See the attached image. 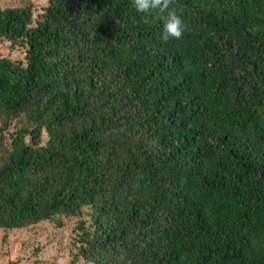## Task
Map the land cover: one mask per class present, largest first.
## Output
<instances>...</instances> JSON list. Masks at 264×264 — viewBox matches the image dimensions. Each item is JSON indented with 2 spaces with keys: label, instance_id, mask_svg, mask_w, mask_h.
I'll return each mask as SVG.
<instances>
[{
  "label": "trees",
  "instance_id": "1",
  "mask_svg": "<svg viewBox=\"0 0 264 264\" xmlns=\"http://www.w3.org/2000/svg\"><path fill=\"white\" fill-rule=\"evenodd\" d=\"M41 5L0 0L1 239L68 218L70 264H264V0H175L167 41L132 0Z\"/></svg>",
  "mask_w": 264,
  "mask_h": 264
},
{
  "label": "rangeland",
  "instance_id": "2",
  "mask_svg": "<svg viewBox=\"0 0 264 264\" xmlns=\"http://www.w3.org/2000/svg\"><path fill=\"white\" fill-rule=\"evenodd\" d=\"M7 1L9 0H1L2 3ZM33 1L38 8L36 11L40 12L41 4L46 0ZM2 44L4 46L0 45V54L8 55L11 58L20 56L21 50L19 47L4 42ZM64 220L66 221L64 228H56L51 222L42 221L21 230L5 231V239L2 240L0 237V264H8L9 260L18 256H25L27 251H31L30 248L33 245L38 244L42 247L47 241L50 243L51 248L43 247L44 252H40L37 256H31L28 261H23V259L19 263L15 261V264H70L68 263L70 252L67 248L61 249V253L56 250L57 247L59 248L62 245V242H66L69 237L74 235V232L70 229L73 220L68 218H64ZM3 232L4 230L0 229V236ZM28 242L33 243L25 246V243ZM53 253L56 254L53 255Z\"/></svg>",
  "mask_w": 264,
  "mask_h": 264
},
{
  "label": "clouds",
  "instance_id": "3",
  "mask_svg": "<svg viewBox=\"0 0 264 264\" xmlns=\"http://www.w3.org/2000/svg\"><path fill=\"white\" fill-rule=\"evenodd\" d=\"M175 0H132V3L139 13H151L153 10L167 13V20L164 24L163 40L167 41L169 37L180 39L185 30V24L182 17L177 13L172 5Z\"/></svg>",
  "mask_w": 264,
  "mask_h": 264
}]
</instances>
